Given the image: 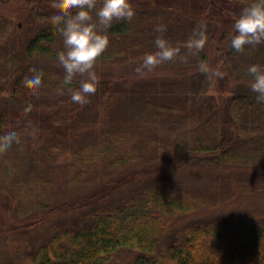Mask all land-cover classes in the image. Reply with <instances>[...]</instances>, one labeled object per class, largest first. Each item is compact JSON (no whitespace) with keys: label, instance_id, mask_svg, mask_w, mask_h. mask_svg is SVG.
<instances>
[{"label":"trees","instance_id":"obj_1","mask_svg":"<svg viewBox=\"0 0 264 264\" xmlns=\"http://www.w3.org/2000/svg\"><path fill=\"white\" fill-rule=\"evenodd\" d=\"M146 1L131 21L113 22L95 66L99 84L80 104L71 97L83 78L65 84L56 55L63 48L57 0H0V145L5 132L18 138L0 147V251L9 253L0 264H115L120 251L130 253L126 264H264V103L257 93L214 94L216 104L197 106L207 94L202 85L154 73L130 82L140 77L136 63L157 51L158 36L187 46L204 22L208 42L221 13L213 2L235 18L250 0ZM209 9L212 18L203 16ZM27 17L52 24L30 37L28 24L17 23ZM249 53L264 60V44L244 53L230 47L226 59L251 75ZM36 65L44 72L38 87L27 79ZM185 168L203 170L214 189L166 174ZM114 195V205L98 204ZM250 197L259 198L253 208H234ZM79 209L40 245L28 238L37 225Z\"/></svg>","mask_w":264,"mask_h":264},{"label":"clouds","instance_id":"obj_2","mask_svg":"<svg viewBox=\"0 0 264 264\" xmlns=\"http://www.w3.org/2000/svg\"><path fill=\"white\" fill-rule=\"evenodd\" d=\"M59 8L53 16L57 31L63 37V48L57 52L58 62L64 68L63 82L70 84L78 75L80 81L78 90L73 91L71 99L84 104L88 94H94L99 84L95 71L98 58L105 52L110 43L109 29L114 21H131L136 15L133 0H57ZM230 44L238 52H244L246 46L264 44V0H250L234 18ZM166 30L165 25H158L157 31ZM207 24L201 22L193 29L188 39L190 50H203L207 42ZM157 51L145 56L143 64L135 71L141 75L153 70L157 65L173 60L180 52L165 38L158 36L155 40ZM36 73L27 76L29 83L40 86L44 75L43 69L36 65ZM199 70L208 74V78L223 77L224 73L213 70L204 62ZM247 71L252 75L250 87L257 93L258 103H264V66L251 64ZM18 142L14 131L5 132L4 141L0 147L8 148L13 141Z\"/></svg>","mask_w":264,"mask_h":264},{"label":"rangeland","instance_id":"obj_3","mask_svg":"<svg viewBox=\"0 0 264 264\" xmlns=\"http://www.w3.org/2000/svg\"><path fill=\"white\" fill-rule=\"evenodd\" d=\"M211 1V0H210ZM213 1V0H212ZM154 2V1H153ZM190 3L189 1H187ZM151 2L146 0H133L134 6H138L140 8H145L146 5L150 4ZM186 3V4H188ZM206 3V2H205ZM215 4V7L217 10H220V12H216L217 16L213 13V15L216 16V18L213 17V19L217 23V30L214 33L213 37L206 43L203 50H190L186 45L180 46V52L179 54L170 61L163 62L159 65H157L153 70L151 71H145L143 75L140 74V77H137L132 81H137L138 79H145L149 77V74L154 73L157 76H151V77H163L166 79H171L170 81L173 82V79H175L176 84H186V83H195L198 86L202 85L204 92L207 91V94L205 93V97H203L200 102H197V106H199L201 103H209V104H216V100L212 95L221 94V95H230L232 92L236 91H252L250 84L253 79L251 75H246L244 73H238L235 68L233 67L232 63H230L226 59V51L231 47L230 40H231V33L233 31V28L229 25L234 23V18H226V14L224 10H226L225 5L213 2ZM21 5V4H19ZM242 7H245L247 5V2L241 3ZM221 6V7H220ZM9 11L12 13H9L13 19H16L18 17V12L16 10H11L10 6ZM224 7V8H222ZM224 9V10H223ZM234 10V9H232ZM241 10L236 11L237 14L240 13ZM181 12L184 14L186 13V10L183 9ZM235 12V11H234ZM212 11L209 9L207 13H204L203 16L211 17ZM212 19V20H213ZM55 22V21H54ZM18 24L22 27L27 23L30 32V37L35 36L40 29L49 26L52 24V22H41L38 20V22L32 18L29 22V18H24L23 21H18ZM56 24V23H55ZM34 26V29H33ZM32 30H30L31 28ZM34 31V32H33ZM230 31L227 35L226 32ZM28 32V33H29ZM244 53V52H243ZM246 53V52H245ZM246 57V56H245ZM248 66L251 64H260L264 65V60L262 58H259L254 53H249L248 55ZM144 60L138 61L136 63L137 66H140L143 64ZM201 62H204L210 66L213 70H219L224 73L223 77H217L212 76L211 79L208 78V74L203 73L199 70V65ZM131 70L130 68H123L122 71ZM136 69V68H135ZM137 73L136 71H134ZM165 80V79H163ZM200 93H203L201 91ZM4 103V102H3ZM5 105L7 102L4 103ZM240 137H245L247 135L243 133H239ZM200 173H203V170L200 171ZM199 172H194L191 169H183V170H171L167 171L166 174L169 176H173L179 180H184L189 182L190 184H199L202 185L203 188L206 190H213L214 189V183L209 182L205 178H203L202 174ZM138 185L141 184V181L138 180L136 182ZM119 198V195L111 196L108 199L101 200L98 204H108V205H114L117 199ZM264 199V197H263ZM259 198L250 197V198H242L238 200L234 208L245 211L248 209L253 208L257 204V201ZM85 209H79L77 212H73L74 214L67 213L63 214L57 217H54L50 221L37 225L35 228L30 230V236L28 237L31 241L33 240L34 246L40 245L43 240L46 238L47 235H51L56 229L60 228L63 224L61 223H68L74 216H79L81 211ZM55 225L56 227L53 228L52 226ZM9 258V253L7 250L3 249L0 251V261L3 263L7 262V259ZM130 259V253L127 251H120V253H117V258L115 264H126L127 261Z\"/></svg>","mask_w":264,"mask_h":264}]
</instances>
